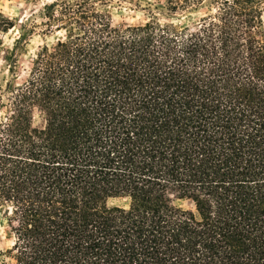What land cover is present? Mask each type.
I'll return each instance as SVG.
<instances>
[{
	"label": "trees",
	"instance_id": "obj_1",
	"mask_svg": "<svg viewBox=\"0 0 264 264\" xmlns=\"http://www.w3.org/2000/svg\"><path fill=\"white\" fill-rule=\"evenodd\" d=\"M162 5L51 0L21 26L13 51L57 38L0 86V264H264V0Z\"/></svg>",
	"mask_w": 264,
	"mask_h": 264
},
{
	"label": "rangeland",
	"instance_id": "obj_2",
	"mask_svg": "<svg viewBox=\"0 0 264 264\" xmlns=\"http://www.w3.org/2000/svg\"><path fill=\"white\" fill-rule=\"evenodd\" d=\"M51 0H0V10L14 21V27L2 36L3 45L0 48V86L6 87L8 82H17L24 76L25 68L28 67L31 57L41 44L51 45L56 41L57 34H44L37 25L34 30L21 39V47L13 51L15 40L22 31V25L27 29L32 21L39 24L42 20L41 13L46 3ZM115 24L140 23L149 19L151 13L159 18L167 17L162 0H106ZM206 12V8H188L170 17L176 18L178 23L193 25ZM15 55L17 67L10 69L9 57ZM111 203H121V200L112 199ZM177 204L184 207L190 205L187 200H177ZM12 244V236L9 232L5 216L0 212V249L4 250Z\"/></svg>",
	"mask_w": 264,
	"mask_h": 264
}]
</instances>
